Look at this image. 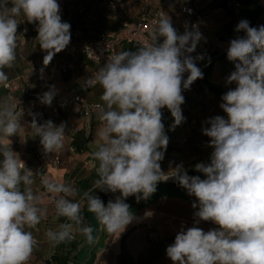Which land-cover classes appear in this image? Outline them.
Listing matches in <instances>:
<instances>
[{"label":"clouds","instance_id":"1","mask_svg":"<svg viewBox=\"0 0 264 264\" xmlns=\"http://www.w3.org/2000/svg\"><path fill=\"white\" fill-rule=\"evenodd\" d=\"M20 16L37 25L36 39L46 53L44 66L71 42V25L62 20L58 0H0V84L5 86L9 77L4 70L14 68L17 60ZM234 30L243 35L231 39L226 49L235 70L225 85L235 87L221 96L219 107L226 118L216 115L203 122L202 134L212 149L207 163L194 165L203 179L189 175L183 163L167 172L161 167L169 143L163 110L174 120L171 130L181 125L183 92L204 77L197 62L206 54L192 55L205 39L199 24L189 28L186 23L180 33L171 17L162 15L143 46L110 56L94 76L83 79L84 89L101 86L103 104L97 106L101 126L92 153L98 178L82 194L43 174L39 183L43 192L34 190L35 172L11 147L10 138L21 137L26 124L32 137H39L44 156L59 153L65 148L67 122L40 123L42 114L29 110L30 122L22 123L25 110L17 111L11 97L0 98V264L30 261L38 247L33 230L38 232L49 215L45 195L55 218L66 221L47 229L46 240L59 245L79 234L92 245L94 229L84 222L82 203L107 233L119 238L138 219L126 200H147L158 183L169 179L195 197L191 206L196 209L193 225L182 226L166 248L172 264H264V25L253 27L241 19ZM58 91L49 85L38 96L40 104L51 107ZM97 190L119 195L105 204ZM201 221L217 227L205 231L198 226Z\"/></svg>","mask_w":264,"mask_h":264},{"label":"crops","instance_id":"2","mask_svg":"<svg viewBox=\"0 0 264 264\" xmlns=\"http://www.w3.org/2000/svg\"><path fill=\"white\" fill-rule=\"evenodd\" d=\"M164 1L167 2L164 7L165 15H169L173 26L180 33H183L181 26L189 22L192 17L182 11L181 0H58L62 20L71 25V42L65 50L56 54L54 58L59 64L73 61V69L65 74L58 70H49L40 77L31 73L28 68L42 64L46 53L40 48L36 39L37 25L27 23V29L24 32L28 41L27 48L29 52L27 67L24 65L18 66L15 71L17 73H14L15 75L12 78L20 76V79L25 81V88L20 89V91H33L39 83L42 84L46 91L49 85H55L59 91L54 100L58 102L69 100L73 93L82 91L81 83L83 79L89 77L95 67L90 60L81 54L82 46L86 42L89 33L118 29L124 20L135 21L143 14H151ZM111 3L113 4L112 6ZM193 5L198 9V5L195 2ZM200 9L204 11V16L199 29L205 39L200 41L196 52L192 53V55L216 53L211 60L210 78L215 84L222 86L228 91L229 88L235 87V84L225 85L226 77L235 70L234 63L217 60L216 58L226 51L231 39L238 35H243V33L235 32L234 29L241 19L247 20V18L244 15H239L233 26V32L229 34L224 29L225 24L229 21V16L223 9L214 8L207 11L204 5ZM138 48L139 46L133 44L122 43L117 46L116 50L119 53L122 51H136ZM72 52L76 54L75 58L72 57ZM205 64L208 63L204 61L197 62V66L200 68ZM186 76L187 73H185V78ZM200 86L199 81L196 80L191 85L190 90L183 92L185 99H192L198 102L197 110L192 109L186 113L189 118L190 129H187L188 136L185 148L187 149L186 154H191L193 149H198L201 151V156L209 160L212 149L207 146L209 138L202 134V126H205L203 122L216 115L225 116L226 118V114L219 107V103H213L214 97L206 90L198 92ZM102 92L103 89L98 84L84 93V101L89 111L88 117L79 116L77 106L71 103L66 111L60 113L58 117L52 120L57 125L62 121L67 122L68 125L64 150L59 153H53V155L59 157V163L55 168H45L38 160V153L42 149L39 137L33 138L26 124L21 137L13 136L10 138L13 150L18 152L21 159L25 161L26 166L35 172L36 184L33 185L34 190L43 192V189L39 188L41 174L69 183L78 189L81 194L88 190L94 180L98 178V162L93 159L92 153L98 147L96 132L101 126V122L98 119L99 109L97 106L103 104L100 99ZM8 93L11 92L0 84V96L2 95V98H6ZM22 95L24 96V94ZM46 108L47 106L40 104L39 100H33L29 103L22 123L30 122L31 117L27 115L29 110L39 113L45 112ZM163 113L171 116L167 109H164ZM177 131L179 130L176 128L170 130L168 149L177 147V139L175 138ZM75 133H81L84 142L74 143ZM180 133H183L182 127ZM170 182L174 181L169 179L167 182L161 183ZM96 194L100 196L105 204H107L108 200L114 199L116 195H119V193H104L99 190H97ZM43 198L49 208V215L38 225V232L33 230V234L38 240V247L34 250L28 264H45V261H48V264H54V256L65 264H119L118 246L121 239L125 240L127 250L132 258L131 264H172V261L165 254L166 248L174 242L175 235L182 226L187 228L193 225V213L196 211L191 206L195 197L189 196L184 188L181 189L179 195L167 190L159 194L156 192L149 198L146 205L133 211V214L138 219L130 224L117 238L107 233L103 226L99 224L95 215L88 212L86 203H82L84 222L93 227V235L95 237V243L90 245V248L93 246V249L87 253L85 248L88 244L85 242V238L79 234H76L73 240L59 245H53L46 240L44 233L47 229H56L58 224L66 221L64 218L57 220L53 212V205L48 201V196L45 195ZM75 199L79 200L80 197L77 196ZM132 200L136 201L135 197ZM147 212H151L152 215L146 216L145 213ZM198 226L205 231L217 227L211 222L203 221ZM163 241L164 243L161 244ZM163 250L164 253L162 252ZM123 264L125 263L123 262Z\"/></svg>","mask_w":264,"mask_h":264},{"label":"trees","instance_id":"3","mask_svg":"<svg viewBox=\"0 0 264 264\" xmlns=\"http://www.w3.org/2000/svg\"><path fill=\"white\" fill-rule=\"evenodd\" d=\"M181 2H182V7L185 3H189L193 7V9L202 16V20H203V16H204V11L202 9H200L202 5H204V7L207 11L214 9V8L223 9L227 13V15L229 16V21L224 26L225 31L229 34L231 32H233V26L236 23L239 15H244L247 18V20L250 22V25L253 27H258V26L264 25V0H181ZM194 2L198 5V9L193 5ZM10 6H11V4L9 3V7ZM17 19L20 21V20H23L25 18H23V16H20ZM191 20H192V18H191ZM124 21H126V20H124ZM27 23L28 22L26 21V24H20L19 25L18 36L26 37V34L24 32L27 29V25H28ZM215 54L216 53H213V52L208 53L206 55V59L204 60V62L208 63L207 57H210V61H211ZM216 59L228 61L227 57H226V51L223 52ZM228 62H230V61H228ZM40 65H35V66H40ZM24 66L27 67V64H24ZM211 66H212V62L205 64L201 68V70L204 73V77H203V79H198V81L201 85L198 92L206 90L210 95H212L214 97L213 103H219L220 104L222 102L221 96L226 92V90L222 86L215 84L213 81H211V78H210ZM28 69L30 70L31 73H33L31 71V67H29ZM20 78L21 77L19 76L17 78L8 79V80L14 79L16 81V85H17L16 91H18L20 89V83L22 81ZM23 88H25V87H23ZM2 97L3 96L1 95L0 98H2ZM7 97H12V96L10 93H8ZM35 99L38 100V86L33 91H30V92L24 91V96L22 95L18 99V105L16 104L17 111H19L20 109L23 108L26 112L27 108L29 107V103ZM197 105H198V102H196L192 99H190V100L185 99V102L183 103V106L181 107L183 116L185 117V121L182 123L183 133H180L179 140H177V143H180V144H178L179 146H182V145L185 146L187 136H188L187 129L188 130L190 129L189 118L186 116V113L190 112L192 109L197 110L198 109ZM163 122L165 124L166 134L169 137L170 136V130H171L170 125H171V123H174V120L170 115L164 114ZM81 136H82L81 133H75V136L73 138V142L74 143L75 142H78V143L84 142V140L82 139ZM178 145H177V147H174L172 149L167 148V150L165 152V158L163 161H161L162 170L167 172L169 170L170 166L175 167L177 164L183 163L184 167L188 171L189 175H200L201 178L203 179L204 178L203 174L196 172L194 170V165L197 162L207 163L209 160H206L201 156L200 150H198V149L194 150L193 149L192 150L193 153L188 154L189 157H188L187 161L185 162V161L181 160L182 157L178 158V156L172 155L173 152L180 151L178 148L179 147ZM181 151L184 152V150H181ZM157 187H161V188L164 187L165 190L170 191V192L175 193V194H178V195L180 194L181 189H182V187H180L175 182H170V183H165V184L160 182V183H158ZM133 198L134 197H129L126 200V203H128L130 205V210L132 212L135 211L136 209H139L140 207H143L144 205H146V203L149 200V199H147V200H141V201L137 202V201H133L132 200ZM53 260H54V264H65L64 262H60L58 260V258H56L55 256L53 257ZM48 263H49L48 261H45V264H48Z\"/></svg>","mask_w":264,"mask_h":264},{"label":"built area","instance_id":"4","mask_svg":"<svg viewBox=\"0 0 264 264\" xmlns=\"http://www.w3.org/2000/svg\"><path fill=\"white\" fill-rule=\"evenodd\" d=\"M166 4V1L162 2L161 6L158 9L154 10L151 14H143L135 21H123L118 29L101 30L89 33L86 42L82 46L81 54L95 65L91 72V75L94 76L98 69L107 62V59L117 53L116 48L118 45L127 43L141 47L147 41H149L154 22L158 21L162 15H165L164 7L166 6ZM112 5L113 4L111 3V6ZM186 9H191V12L186 11ZM182 11L192 16V20L186 22L189 28H191L192 24H199L200 26V23L202 22V16L197 13L189 3H185L183 5ZM186 23L181 26V30L183 32L184 25ZM71 55L73 58L76 57V54L74 52H72ZM73 67V61L66 64H59L58 61L53 58V60L47 66H44V64H41L40 66H31V71L40 77L44 72L49 70H58L61 73L65 74L69 70L73 69ZM42 69L43 71H41ZM3 87L8 90L17 89L16 83L12 80H8L7 85H3ZM92 88L93 87L89 89L82 88V91L73 93L69 100H65L62 102L53 100L51 107L47 106L45 112H39L42 114L39 122L42 123L44 120L48 119L53 120L54 118L58 117L60 113L66 111L70 107L71 103H74V105L77 106V113L79 116L88 117L89 111L85 104L83 95ZM45 91L46 89L42 86L41 83H39L38 96L42 95ZM38 160L45 168H55L59 163V157L57 155L50 154L49 156H44L42 153V149L38 153Z\"/></svg>","mask_w":264,"mask_h":264},{"label":"rangeland","instance_id":"5","mask_svg":"<svg viewBox=\"0 0 264 264\" xmlns=\"http://www.w3.org/2000/svg\"><path fill=\"white\" fill-rule=\"evenodd\" d=\"M24 18V17H23ZM20 24H26V21H25V19H23V20H20ZM19 28V27H18ZM23 28V27H22ZM18 44H19V46H18V49H17V60H16V64H15V67L14 68H12V69H6L5 70V72H6V74L8 75V77H9V79L10 78H12L16 73H15V71H16V68L18 67V66H20V65H24V64H27V60H28V57H29V52H28V41H27V38L26 37H22V36H18ZM15 73V74H14ZM14 82L16 83V81L14 80ZM24 82L25 81H21V83H20V89H22L23 87H25L24 86ZM20 89H19V91H13V90H9L11 93V98H12V102L14 103V104H17L18 105V103H17V101H18V99L22 96V94H24V91H20ZM8 90V89H7ZM183 105V104H182ZM183 125L181 124V125H179V126H177V127H175L177 130H179V131H177L175 134H177L176 136H175V138L177 139V140H179V136H180V132H181V127H182ZM176 143H177V141H176ZM178 144H180V143H177V145ZM179 146V145H178ZM179 148V150L181 151V150H184V152L183 151H176V152H173L172 153V155H175V156H178V158H180V157H182L181 158V160H183V161H187V159H188V154H186V151H187V149L185 148V146L184 145H182V146H179L178 147ZM158 189H157V191L156 192H158V194L159 193H162V191H164L165 189H164V187H157ZM155 192V193H156ZM164 243V241L161 243V244H163ZM119 264H123V262L125 263V264H131V262H132V258H131V256L129 255V252H128V250H127V246H126V243H125V240L124 239H121L120 241H119ZM86 251H87V253H88V251H90L91 249H93V246H91V248H90V245H88L86 248ZM163 253H164V250L162 251ZM166 254V253H165ZM131 261V262H130ZM80 263V262H79Z\"/></svg>","mask_w":264,"mask_h":264}]
</instances>
